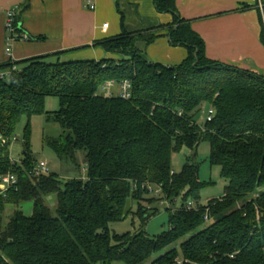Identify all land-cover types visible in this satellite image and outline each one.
I'll use <instances>...</instances> for the list:
<instances>
[{
	"label": "trees",
	"instance_id": "obj_1",
	"mask_svg": "<svg viewBox=\"0 0 264 264\" xmlns=\"http://www.w3.org/2000/svg\"><path fill=\"white\" fill-rule=\"evenodd\" d=\"M120 3L121 33L95 43L118 60L61 62L56 54L20 62L18 71L16 64L0 66V72L10 69L0 73V182L9 174L18 180L0 196V264H264V77L209 60L176 0H154L158 13L173 16L171 25L142 23L138 30L127 27ZM29 9L24 0L16 17L19 39ZM164 30L172 46L188 51L180 66L151 63L139 48ZM110 81L130 82L131 98L101 94ZM49 97L58 98V112H45ZM203 107L214 116L199 125ZM39 115L62 129L47 141L60 159L76 161L84 152L86 181L30 177L37 164L27 153L29 139L23 166L11 159L18 123ZM204 142L210 165L228 185L223 197L190 211L205 188L200 166L189 159L176 173L172 159L184 149L195 157ZM180 198L179 209H166L170 230L163 236L111 233V224L133 213L129 201L137 202L133 214L145 225L159 212L155 201L173 206ZM29 202L32 216L22 211ZM206 215L209 225L200 230Z\"/></svg>",
	"mask_w": 264,
	"mask_h": 264
},
{
	"label": "crops",
	"instance_id": "obj_2",
	"mask_svg": "<svg viewBox=\"0 0 264 264\" xmlns=\"http://www.w3.org/2000/svg\"><path fill=\"white\" fill-rule=\"evenodd\" d=\"M119 0H30L22 15L23 35L43 40H17L6 53L7 13L20 8L24 0H0V66L16 64L35 57L60 54L61 62L118 60L96 42L121 33ZM127 14V27L138 30L142 23L151 27L168 26L170 14H160L154 0H121ZM179 16L205 44L209 60L231 65L264 77V6L261 0H176ZM94 7V9H92ZM108 25V28H104ZM155 43H140L144 58L167 67L180 66L188 57L184 47L171 45L168 30ZM56 58V60L58 59ZM3 74H9L6 69ZM120 94L119 86L113 89Z\"/></svg>",
	"mask_w": 264,
	"mask_h": 264
},
{
	"label": "rangeland",
	"instance_id": "obj_3",
	"mask_svg": "<svg viewBox=\"0 0 264 264\" xmlns=\"http://www.w3.org/2000/svg\"><path fill=\"white\" fill-rule=\"evenodd\" d=\"M49 62L55 63L56 57H52ZM18 70H21L24 65L18 64ZM60 110V102L56 97H49L45 101V112L55 113ZM209 107H203L198 117L196 118L199 125H204L208 114ZM62 135V129L59 125L48 121L46 115L34 116L31 119L23 117L17 125L15 131V137L10 147L11 159L18 165L23 166V160L25 157L26 142L29 139L28 152L29 157L36 164L42 162L48 164L50 172L57 175L62 181L70 180H84L88 179V167L86 165L84 152H79L76 157V161H67L60 159L56 153L47 145L49 139H57ZM210 157V145L207 142L201 143L196 156L193 153L184 149L182 152L173 155L172 167L173 171L180 173L187 161L190 159L193 163L200 166V180L205 184V188L201 191L200 201L195 204V208L199 206H206L211 200L219 199L224 196L226 186L228 182L222 179L220 174V169L218 167H212L209 162ZM34 169V168H33ZM32 170V169H31ZM49 205L54 208L56 202L52 198L48 201ZM158 203V202H157ZM156 201L153 203V208L159 210L156 215H151L148 222L143 225L139 218L134 216L138 209L137 202L129 201L128 209L132 210L127 219L119 223H113L110 225V230L113 235L123 236L128 233L135 234L139 232H144L151 238H158L168 233L170 230L169 220L170 214L166 211L167 207L171 208L173 211L180 208L182 204V199H178L175 205H161L157 204ZM199 204V205H198ZM147 207H152L148 203H144ZM13 207H8L7 215H11L13 212ZM22 211L26 216H32L33 214V203H26ZM206 224L204 227L208 226ZM190 237V236H189ZM187 237L186 239H188ZM180 244L176 247L179 248ZM155 256L154 258H156ZM153 258V259H154Z\"/></svg>",
	"mask_w": 264,
	"mask_h": 264
},
{
	"label": "built area",
	"instance_id": "obj_4",
	"mask_svg": "<svg viewBox=\"0 0 264 264\" xmlns=\"http://www.w3.org/2000/svg\"><path fill=\"white\" fill-rule=\"evenodd\" d=\"M94 9V7H92ZM16 17H17V11L11 10L7 13V23H6V30L8 32L7 37V48L6 53L8 55L11 54V46L14 44L17 40H23V41H29V37L26 35H22L19 39L18 35L15 33V28L17 26L16 24ZM104 28H108V25H105ZM117 86L116 82L110 81L107 82V84L102 88V93L104 96L112 98L115 97V93L113 89ZM120 97L122 99L128 100L131 98V84L128 81H124L120 84ZM214 116V109L209 110V114L207 117L208 121H211ZM50 169L48 167V164L42 162L40 164H37V166L32 169L29 172L30 177H41V176H47L49 175ZM17 176L16 175H6L1 178L0 182V196H5L8 191L13 189V187L17 184ZM155 195H159V192H155ZM161 205H167V203H162ZM188 210H195V204L193 202H190L187 207ZM205 221L210 222V218L208 215L205 216ZM178 264H181L178 262Z\"/></svg>",
	"mask_w": 264,
	"mask_h": 264
},
{
	"label": "water",
	"instance_id": "obj_5",
	"mask_svg": "<svg viewBox=\"0 0 264 264\" xmlns=\"http://www.w3.org/2000/svg\"><path fill=\"white\" fill-rule=\"evenodd\" d=\"M171 38H169V41H170Z\"/></svg>",
	"mask_w": 264,
	"mask_h": 264
}]
</instances>
